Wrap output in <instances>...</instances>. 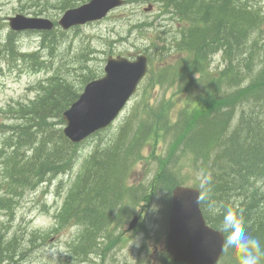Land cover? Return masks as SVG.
Instances as JSON below:
<instances>
[{
    "label": "trees",
    "instance_id": "trees-1",
    "mask_svg": "<svg viewBox=\"0 0 264 264\" xmlns=\"http://www.w3.org/2000/svg\"><path fill=\"white\" fill-rule=\"evenodd\" d=\"M138 1L150 0L125 3ZM155 1L156 16L173 18L175 30L168 43L159 46L161 32L153 40L160 67L148 56L149 70L137 100L69 184L56 215L57 226L78 227L82 234L67 242V261L81 262L99 246L118 244L120 238L108 229L119 224V215L133 214L140 202L137 193L143 195L142 202H149L153 187L165 193L176 186L198 188L209 226L220 231L223 216L231 211L249 234L264 243V47L260 45L264 12L253 0ZM76 2L58 0V10L73 8ZM152 26L144 22L130 28ZM38 36L37 48L28 52L17 46L16 33L0 39V74L2 62L9 65L20 59L36 70L47 68L66 33L57 28ZM85 48L79 55L69 53L68 60L53 69L54 76L37 85V95L28 104L10 108V116L0 111L1 211H11L26 191L73 170L79 145L63 136L62 115L83 87L101 75L93 66L94 52ZM164 52L175 60L165 64ZM217 54L221 69L211 65ZM167 92L170 96L164 95ZM6 120L11 123L5 125ZM149 144L164 147L157 155L160 167L149 190L128 185ZM7 233V228L0 230V264H10L22 249V238L16 233L5 237ZM37 236L32 233L30 242ZM163 256V264H172L165 252ZM220 263L238 264L234 250L224 248Z\"/></svg>",
    "mask_w": 264,
    "mask_h": 264
},
{
    "label": "rangeland",
    "instance_id": "rangeland-1",
    "mask_svg": "<svg viewBox=\"0 0 264 264\" xmlns=\"http://www.w3.org/2000/svg\"><path fill=\"white\" fill-rule=\"evenodd\" d=\"M58 0H0V38H3L9 31L7 18L17 14L26 17L48 18L57 22L63 12L58 10ZM87 0L80 2L77 0L75 7L83 4ZM264 12V0H253ZM151 4L152 10L148 13L143 9ZM157 3L138 1L111 12L107 17L99 22L89 23L79 26L78 29L70 30L59 45L57 56L50 59L46 69H34L32 64L17 61L15 64L7 65L2 62L0 74V111L12 113L9 110L17 105L28 104L37 95L36 87L40 83H46L47 79L54 76L53 69L63 61L68 60L67 55H79L81 47L92 50L93 66L100 69L109 56H124L134 59L139 54L150 56L154 63L160 67V59L153 46V40L157 39L159 32V46L162 42H170L176 21L167 17L158 18ZM152 22L149 29L143 28L140 31L132 30L130 27L137 23ZM264 30V29H263ZM260 45L264 47V33H261ZM156 43V41H155ZM161 43V44H160ZM38 45V35L36 33H20L17 38V46L23 51L35 50ZM220 54L212 58V68H222ZM176 58L167 56L164 52L163 60L169 64ZM47 61V58H42ZM153 65L156 69V65ZM138 92V91H137ZM156 93V90H155ZM162 91L159 90V95ZM137 95V94H136ZM134 95L122 115L104 132L98 136L89 138L78 148V159L73 170L66 176H58L50 179L47 184L39 187L35 191H26L23 196L13 202L11 211L0 210V230L4 229L10 234L16 233L22 238L24 247L19 250L14 258L15 264H163L166 259L163 256L166 221L170 206V193H165L161 187H153V195L149 202H142V196L136 194L140 202L134 208L133 214L119 215L117 222L113 224V231L120 242L113 248H98V255L92 254L85 262L76 260L67 261L69 251L67 242L80 234V228L57 226L56 215L60 212L69 184L77 173L82 169V165L87 157L92 153L95 146L101 140L108 139L115 132L119 123L126 116L131 105L137 100ZM164 95L170 96L169 92ZM1 117V115H0ZM10 120L5 121L8 125ZM143 150L141 162L133 169L128 185L137 187L144 185L149 190V185L159 170L158 153L164 150L162 146L154 149L150 146ZM2 158H0V179L2 177ZM146 191L143 190V193ZM168 203V209L166 210ZM138 217L132 231L128 230L130 221ZM165 222V227H164ZM112 232V229L109 230ZM129 232V234H124ZM32 233H38L35 241L30 242ZM82 234V232H81ZM26 256H24L26 250ZM221 264V263H219Z\"/></svg>",
    "mask_w": 264,
    "mask_h": 264
},
{
    "label": "water",
    "instance_id": "water-1",
    "mask_svg": "<svg viewBox=\"0 0 264 264\" xmlns=\"http://www.w3.org/2000/svg\"><path fill=\"white\" fill-rule=\"evenodd\" d=\"M123 0H90L67 10L58 21L63 30L103 19L123 5ZM149 10L146 9L145 11ZM14 31L52 30L45 18L16 15L9 18ZM147 57L130 60L123 56L108 57L103 75L87 83L78 99L63 113V136L78 144L90 135L107 128L123 111L147 74ZM129 224L132 230L137 222ZM224 234L207 225L199 207V190L175 187L171 192L165 250L175 264H217L224 252Z\"/></svg>",
    "mask_w": 264,
    "mask_h": 264
},
{
    "label": "clouds",
    "instance_id": "clouds-1",
    "mask_svg": "<svg viewBox=\"0 0 264 264\" xmlns=\"http://www.w3.org/2000/svg\"><path fill=\"white\" fill-rule=\"evenodd\" d=\"M220 231L227 234L224 247L234 250L238 264H261L264 258V243L246 231L241 218L231 211L225 213Z\"/></svg>",
    "mask_w": 264,
    "mask_h": 264
},
{
    "label": "bare ground",
    "instance_id": "bare-ground-1",
    "mask_svg": "<svg viewBox=\"0 0 264 264\" xmlns=\"http://www.w3.org/2000/svg\"><path fill=\"white\" fill-rule=\"evenodd\" d=\"M218 112H219V110H218ZM256 118V117H255ZM254 123V122H253ZM252 125V124H251ZM246 126V125H245ZM252 127V126H251ZM227 131V130H226ZM230 133V132H229ZM238 133V132H237ZM225 138V137H224ZM238 138V137H237ZM83 201V200H82ZM84 261V260H83ZM85 262V261H84Z\"/></svg>",
    "mask_w": 264,
    "mask_h": 264
},
{
    "label": "flooded vegetation",
    "instance_id": "flooded-vegetation-1",
    "mask_svg": "<svg viewBox=\"0 0 264 264\" xmlns=\"http://www.w3.org/2000/svg\"><path fill=\"white\" fill-rule=\"evenodd\" d=\"M124 234H129V232H126V233H124Z\"/></svg>",
    "mask_w": 264,
    "mask_h": 264
}]
</instances>
